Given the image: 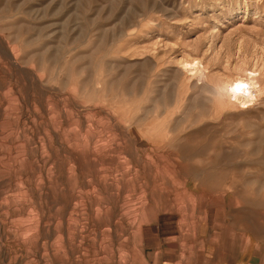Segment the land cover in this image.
Listing matches in <instances>:
<instances>
[{
  "label": "rangeland",
  "instance_id": "rangeland-1",
  "mask_svg": "<svg viewBox=\"0 0 264 264\" xmlns=\"http://www.w3.org/2000/svg\"><path fill=\"white\" fill-rule=\"evenodd\" d=\"M0 264H264V0H0Z\"/></svg>",
  "mask_w": 264,
  "mask_h": 264
},
{
  "label": "bare ground",
  "instance_id": "bare-ground-1",
  "mask_svg": "<svg viewBox=\"0 0 264 264\" xmlns=\"http://www.w3.org/2000/svg\"><path fill=\"white\" fill-rule=\"evenodd\" d=\"M252 88L253 87H251V85H249L248 83H246V82H244L242 80L241 81L237 80L236 82L231 83V85L229 86L228 91H229V93H231L232 97L235 98V100L238 99V100L244 101V102H240L239 103L240 105H245V104H247V102L245 101V96L246 95H248V96L252 95L251 92H250V89H252Z\"/></svg>",
  "mask_w": 264,
  "mask_h": 264
}]
</instances>
